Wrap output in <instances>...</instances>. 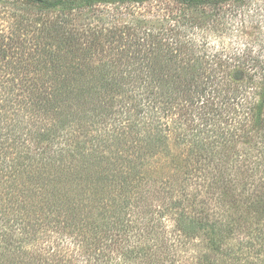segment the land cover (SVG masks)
Instances as JSON below:
<instances>
[{"label":"trees","instance_id":"16d2710c","mask_svg":"<svg viewBox=\"0 0 264 264\" xmlns=\"http://www.w3.org/2000/svg\"><path fill=\"white\" fill-rule=\"evenodd\" d=\"M262 1L0 0V264H264Z\"/></svg>","mask_w":264,"mask_h":264},{"label":"rangeland","instance_id":"374dc122","mask_svg":"<svg viewBox=\"0 0 264 264\" xmlns=\"http://www.w3.org/2000/svg\"><path fill=\"white\" fill-rule=\"evenodd\" d=\"M255 2H257V3H262L263 1L262 0H255ZM252 4L254 3V1L253 2H251ZM145 10H148V9H153V7H151V6H146L145 8H144ZM262 11H263V9L261 8V10L259 11V13H262ZM239 18H240V16L239 15H236V18L234 19V18H232L231 19V21L234 19V24H233V35H235V34H237L238 33V21H239ZM259 18L261 19V26L262 25H264V15L262 14V16L260 15L259 16ZM84 21L83 20H80V23H83ZM251 30H253V29H251V28H247L246 30H245V32H246V34H250L249 32L251 31ZM229 40V39H228ZM236 42V45H237V40L235 39V38H233L232 37V44L233 43H235ZM157 171H156V173H159V174H162V176H168V175H170L171 174V171H173L172 169H171V167H161V165H158L157 166Z\"/></svg>","mask_w":264,"mask_h":264}]
</instances>
